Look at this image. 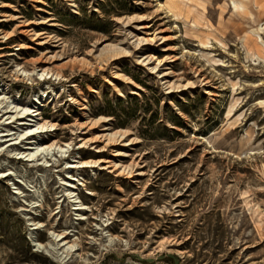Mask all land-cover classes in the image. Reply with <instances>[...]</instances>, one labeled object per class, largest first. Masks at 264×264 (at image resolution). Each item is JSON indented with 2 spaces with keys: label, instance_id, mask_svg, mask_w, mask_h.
Here are the masks:
<instances>
[{
  "label": "rangeland",
  "instance_id": "1",
  "mask_svg": "<svg viewBox=\"0 0 264 264\" xmlns=\"http://www.w3.org/2000/svg\"><path fill=\"white\" fill-rule=\"evenodd\" d=\"M241 1L255 20L233 0H187L177 14L166 0H0V80L18 63L62 69L11 91L45 90L43 115L59 124L45 141H72L47 167L11 161L42 205L24 210L0 177V264H59L34 250L29 216L43 242L52 229L80 239L64 264H264V59L246 49L264 9ZM77 117L88 126L73 132ZM100 157L118 169L71 168L88 206L74 209L67 161Z\"/></svg>",
  "mask_w": 264,
  "mask_h": 264
},
{
  "label": "bare ground",
  "instance_id": "2",
  "mask_svg": "<svg viewBox=\"0 0 264 264\" xmlns=\"http://www.w3.org/2000/svg\"><path fill=\"white\" fill-rule=\"evenodd\" d=\"M194 1V0H189ZM258 9H264V0H255ZM166 6L174 14L179 12H185L187 8V0H166ZM162 3L161 5H165ZM234 10L238 14L248 15L252 20H255V15L248 9L241 0H233ZM11 15V14H10ZM14 17L11 16L10 19ZM247 38L249 39V45L246 46L247 53L254 59H264V25L258 23V25L251 26L248 29ZM46 31L40 32L44 34ZM48 36V35H47ZM5 38H9V35L5 34ZM23 46V45H22ZM21 46V47H22ZM86 58H81L80 60L85 61ZM41 62V61H37ZM62 78L64 72L62 69L57 68L51 64H34L32 69L26 68L25 65L18 63L14 71L15 83L22 81L23 79L28 80V84H34L36 79L46 80L47 77ZM12 82V83H14ZM12 83L4 80H0V177L7 178L9 183L13 185V192L24 199L27 203L25 206L23 204V209L27 210L28 207H34L37 205H42L43 193L36 185L32 184L31 179L28 175V170L23 167L21 169L14 166L12 160H22L28 162L32 167L43 166L47 167L52 165L49 158L58 155H65L66 152L70 151L72 148V141H61L60 139H52L50 142L45 141V136L49 132H55L59 128V124L46 118L43 115V106L46 105L43 99V94L45 90L40 92H35L32 97L23 101L21 99L20 90L18 94L12 93ZM27 83V82H26ZM58 94L54 92L52 94ZM48 94V93H47ZM86 106L83 105L82 108ZM241 113L240 115H242ZM107 120L105 117H100L97 121ZM94 122H91V124ZM88 126L86 121H80L77 119L71 124V129L75 132L78 128H84ZM91 128V126L89 127ZM86 132V131H84ZM126 132H116L110 134V136H115L117 134L124 135ZM248 135V131L247 134ZM254 135H252V139ZM101 138L99 135H94L92 137H81L80 147H84L88 143H95ZM5 156V157H4ZM4 157V158H2ZM2 158V159H1ZM102 162H106L105 167H112L115 171L118 169L117 163L110 158H97V159H74L73 161H67L66 171L67 175L63 177L65 183V191L67 197L73 200L75 203L74 209L84 210L87 209V204L81 199L76 189H78L79 184H84V178L79 174L76 176L71 172V168H85L97 165H103ZM122 170L118 172L121 174ZM41 177H44V173H40ZM32 191L37 197L36 200L31 202L28 199V193ZM28 201V202H27ZM80 217L77 219H84L83 213H80ZM29 216V214H28ZM29 221L33 225V231L31 232V244L34 250L45 257L52 259L53 261L64 264L66 253H71L81 246V241L77 237L74 240L68 239L67 231L57 232L52 229L50 235L52 239L48 242H43L37 237V230H39L45 224L40 221H35L29 216ZM108 239L110 243L115 242L120 237L108 233ZM94 239V236L93 238ZM62 241V244H60ZM62 248V249H61ZM65 253V254H64Z\"/></svg>",
  "mask_w": 264,
  "mask_h": 264
}]
</instances>
